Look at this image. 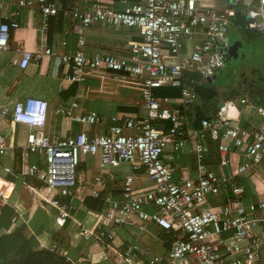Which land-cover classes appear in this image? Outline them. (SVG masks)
Listing matches in <instances>:
<instances>
[{
	"label": "built area",
	"instance_id": "2783aa9c",
	"mask_svg": "<svg viewBox=\"0 0 264 264\" xmlns=\"http://www.w3.org/2000/svg\"><path fill=\"white\" fill-rule=\"evenodd\" d=\"M16 7L33 8L45 18L60 11L52 0H19ZM65 15L61 46L68 47L71 39V51L58 55L46 48L36 56L23 51L12 64L25 69L34 59L50 57L56 72L61 65L70 66L72 71L66 79L75 82L100 77L99 73L117 75L140 92L144 115L112 118V126L103 134L80 132L51 139L43 131L47 101L29 97L16 102L11 115L6 109L1 111V116H10L13 123L27 127L25 155L37 156L43 164H29L23 174L55 193L49 203L56 211L55 225L64 227L71 216V206L65 200L73 198L75 173L81 160L97 154L100 172L122 162L132 173L122 182L118 197H102L97 226L79 231L83 240H91L96 231L100 238L111 240L113 231L128 223L145 234L147 225L152 224L161 232L175 231L184 237L149 264H159L163 259L168 264H179L188 257L194 258V264H264V193L249 207L242 203V179L256 175L264 162V105L254 103L242 82H237V94L243 93L237 100L222 102L215 112L213 105L211 115L200 119V130L192 131L197 143L195 179H175L174 169L162 160L167 144L165 132L174 137L173 148L178 151L189 126L184 113L202 101L197 89H203L207 79L225 68L232 45L229 33L235 20L240 17L246 30L264 34V0H94L88 7L72 8ZM100 23L134 31L140 40L131 41L120 52L87 55L86 32ZM18 26L17 21L6 22L0 16V51L10 50V32ZM173 83L180 84L177 97L155 95V89ZM217 93V99L234 96L229 87ZM233 106L255 108L258 124L247 122L246 128L238 120L222 115ZM66 115L82 125L102 123L95 113L75 116L68 111ZM208 136L219 141V164L215 168L201 164L202 143ZM6 150L7 143L0 132V157ZM235 150L242 151V158L232 160ZM139 171L152 181V191H138L134 175ZM235 177L241 179V184ZM95 182L97 186L102 182L100 174ZM221 191L228 194L226 199L221 198ZM90 196L99 198V191L92 190ZM208 197L214 199V206ZM258 212H262L260 217ZM258 228L261 235L255 233ZM227 233L228 238L222 236ZM137 252L142 253L135 243L125 249L128 263Z\"/></svg>",
	"mask_w": 264,
	"mask_h": 264
},
{
	"label": "crops",
	"instance_id": "0c3cea01",
	"mask_svg": "<svg viewBox=\"0 0 264 264\" xmlns=\"http://www.w3.org/2000/svg\"><path fill=\"white\" fill-rule=\"evenodd\" d=\"M17 1L19 0H0L2 5L0 6V16L3 20L6 22L14 20L19 24L16 29L10 32V50L0 51V132L7 143L6 153L0 157V192L2 193L0 215L6 213L3 216L7 219L8 213L10 220L14 218L7 230H0V237L21 230L25 238L31 240L30 248L33 250L57 249L60 251L64 248L63 256L73 264H149L152 258L164 256L173 242L184 237L181 233L175 231L161 232L154 225L149 224L147 225V232L142 234L135 224L128 223L116 228L112 233L111 240L100 238L97 231L92 239L88 241L83 240L79 235V231L83 227L95 228L98 220L97 215L101 214L100 212L89 211L84 205V200L91 197L90 192L94 189L99 191L101 197L105 195H110L113 198L118 197L122 182L132 173L128 164L121 162L109 165L104 172H100L99 156L97 154L83 158L76 169L77 184L73 198H69L70 201L67 203L71 206V216L62 228L55 225L56 211L49 205L55 197V193L46 188L41 182L29 179L23 174L29 164L43 163L37 156L25 155L23 146L27 127L13 123L10 116H1V111L4 109L8 110L11 115L16 102L29 97L47 101V120L43 131L51 139L71 137L80 132H85L90 136L103 134L112 126V118L138 117L144 115V110L141 107V101L136 102L132 97L135 92L131 91L137 90V88L129 84H126V86L112 85L113 83L108 81L110 78L116 81L117 79L114 77H118L117 75L107 74L110 77L106 78L104 76L98 78L88 77L83 82L71 81L66 79V76L71 74L72 68L61 65L56 72L54 62L50 57H43L41 60L34 59L25 69L15 67L12 60L19 58L23 51H30L34 53V56L39 52L43 53L46 48H50L58 55L71 51L74 48L71 39L68 47L63 48L61 46L67 23L65 12L75 7H88L94 0H52L60 8V11L55 16L47 18L37 13L33 8L16 7ZM242 24L240 21L233 26L238 28ZM249 36H251V33ZM134 37V34L125 31V29L123 31L119 27L100 23L96 27L87 30L85 52L87 55L120 52L134 40ZM248 39L251 40L249 37ZM239 75H242V73L237 68L234 72L235 78L230 77V82H227V80L225 82L218 81L216 76L210 83L209 88H213L218 92L222 88L229 87L230 91L237 92ZM89 78L98 80V84L87 83L86 81ZM214 81H218L217 84L220 87L218 91L213 87ZM107 91L117 95L115 104L105 105L104 100L98 97ZM242 94V92L239 94L234 93L231 99L227 96L223 99H216L213 103L209 100H203L200 105L197 104V107L188 108L184 113V117L189 122V133L187 132V135L182 138L184 142L178 151L173 148L174 137L165 132L167 144L162 154V160L174 169L175 179L180 177L195 179L198 175V161L195 153L197 143L192 131L200 130V119L202 117L199 113L204 114V117L209 116L213 105L215 112L217 103L226 100H237ZM253 100L256 104H263L258 99L254 98ZM93 101L102 103L100 111L88 110V104ZM68 111L75 116L95 113L102 119V123L99 126H89L72 122L66 115ZM106 114L109 115L106 116ZM222 115L238 120L246 128H249L247 122L252 125L259 122V117L253 107L233 106L229 112H223ZM218 144V140H214L209 136L203 140L201 164L212 168L219 163ZM231 156L232 160L239 159L237 156L242 158V151L235 150ZM119 165L125 166L121 176L113 171V168ZM257 172L251 178L254 179L253 182L256 184L257 182L263 184L264 162ZM98 174L102 177L99 186L95 182V177ZM134 177L138 191L153 190L152 181L143 171L136 172ZM235 179L237 183L241 184V179L238 180L236 177ZM227 195L221 191V198L226 199ZM259 199L253 195H248L244 187L242 195L244 206L249 207ZM148 211L151 210L148 209ZM134 221L136 224L139 222L138 220ZM120 229H123V231H120ZM118 230L120 231L119 235H115ZM255 233L261 235V229H255ZM222 236L228 238L230 233ZM99 240L102 241L99 242ZM134 243L140 247L142 253L137 252L139 254L132 257V261L128 263L124 252L129 245ZM159 264L168 263L163 259ZM179 264H194V258H185Z\"/></svg>",
	"mask_w": 264,
	"mask_h": 264
},
{
	"label": "rangeland",
	"instance_id": "374dc122",
	"mask_svg": "<svg viewBox=\"0 0 264 264\" xmlns=\"http://www.w3.org/2000/svg\"><path fill=\"white\" fill-rule=\"evenodd\" d=\"M96 26L97 25H94L92 27H96ZM119 29L124 31L123 27H119ZM125 31L130 32V33L135 35V37L133 38L134 39L133 41L140 40V38L138 37L136 32L131 31V30L128 31V29H125ZM250 33H251L252 37L249 36ZM248 37L251 40H249ZM229 39H230L232 44L234 42L242 41L243 46L246 45V46H244L245 49L243 48V49L239 50L240 54H245V57L243 59L238 58L237 60H232L229 58L225 68H223L220 71V73H217V79L216 80L224 81V82L227 80V82L228 81L230 82L231 78L232 79L235 78L233 71H235L237 68H239L241 73H244V72H246L247 64L248 65L249 64H252V65L255 64L258 69H262L264 72V34L259 35L258 33L254 32V31L244 30V27L242 25H239L238 28H235L233 26V29L230 30ZM97 75L104 76L105 78L110 77L109 75H107V73H99ZM95 78H98V77H95ZM114 78L117 80L116 81L112 80L113 78L108 79V81L113 83L112 85L115 84V85H120V86H126L127 83H124L123 80H121L120 78H118L116 76ZM86 82L87 83L91 82L93 85L98 84V80L93 79V78L87 79ZM217 82H215V81L213 82V87H215V89L218 91L220 89V87H219V84H217ZM112 85L110 84V86H112ZM232 85L234 86V84H232ZM106 86H107V84H106ZM131 92H135L134 93L135 95L133 94L132 97L136 102L137 101L139 102L140 92L137 90H132ZM98 97L101 98L102 100H104L105 105L115 104L117 102V95L109 93L108 91L103 92V94L99 95ZM216 99H217V97L215 96L214 98L210 99L209 102L213 103L216 101ZM221 99H223V98H221ZM101 107H102V103H100V101L99 102L93 101L92 103H89L87 106L88 110H95L97 112L100 111ZM107 115H109V114H106V116ZM228 146H232L231 142H228ZM218 164H216L214 166V168L217 167ZM124 167H125L124 165L115 166L113 168V171L117 172L118 175L121 176V175H123ZM223 171H225V170H223ZM253 181H254V179L251 177H246V178L242 179V184L245 187V192L248 195H251V196L253 195L257 198H261V194L264 193V181H263V184L258 183V182L256 184ZM207 201L212 203V204H215L214 199L212 197H208ZM120 231H123V229H120ZM120 231L119 230L116 231L115 235H119Z\"/></svg>",
	"mask_w": 264,
	"mask_h": 264
},
{
	"label": "trees",
	"instance_id": "16d2710c",
	"mask_svg": "<svg viewBox=\"0 0 264 264\" xmlns=\"http://www.w3.org/2000/svg\"><path fill=\"white\" fill-rule=\"evenodd\" d=\"M236 22L243 23V20L238 17ZM243 26V25H242ZM244 27V26H243ZM245 29V28H244ZM246 30V29H245ZM195 77V76H193ZM196 78V77H195ZM202 101L210 100L215 97V95L210 94L205 89H197ZM156 96L160 97H177L180 94V84L173 83L170 86H165L157 88L154 90ZM251 99H256L254 96H250ZM260 101L264 100V96ZM201 117H204V114L199 113ZM102 197L93 198L89 197L84 200V205L89 211L101 212L103 204ZM70 199H66L65 202L68 203ZM8 210V209H4ZM3 210V212H4ZM3 214L0 215V230H7L11 223L14 221V218L10 220L8 213L7 219ZM262 212H258L257 216L260 217ZM260 215V216H259ZM30 239H26L22 234L21 230H16L14 233L9 235H3L0 237V261L3 264H73L71 261H67L63 256V250L51 249V250H33L30 248ZM102 240H99L101 242ZM61 244V243H60ZM59 251V252H58Z\"/></svg>",
	"mask_w": 264,
	"mask_h": 264
},
{
	"label": "water",
	"instance_id": "95a60500",
	"mask_svg": "<svg viewBox=\"0 0 264 264\" xmlns=\"http://www.w3.org/2000/svg\"><path fill=\"white\" fill-rule=\"evenodd\" d=\"M258 34L260 35L261 33L258 32ZM246 46V45H244ZM243 46V42L242 41H238V42H234L230 49H229V58L232 60H237L238 58L243 59L245 57V54H240L239 50L244 48ZM245 49V48H244ZM215 77H212L211 79H207V83H205L203 85V89L207 90L210 94L212 95H217L219 97V94L213 89V88H209V83L212 82V80H214ZM249 94L256 97V99H261L264 96V85L261 84L260 86H256L254 83L249 82ZM233 93H237L236 91H234ZM261 103H263L264 105V100L261 101ZM198 105L201 104V101L197 102ZM223 105L222 102L217 103L216 107L219 109L221 108Z\"/></svg>",
	"mask_w": 264,
	"mask_h": 264
},
{
	"label": "flooded vegetation",
	"instance_id": "af4514ba",
	"mask_svg": "<svg viewBox=\"0 0 264 264\" xmlns=\"http://www.w3.org/2000/svg\"><path fill=\"white\" fill-rule=\"evenodd\" d=\"M246 72L239 75L238 79L242 82L244 89L249 91V82L254 83L256 86L264 85V72L258 69L256 65L249 64L246 66ZM249 93V92H248Z\"/></svg>",
	"mask_w": 264,
	"mask_h": 264
},
{
	"label": "clouds",
	"instance_id": "9594fccd",
	"mask_svg": "<svg viewBox=\"0 0 264 264\" xmlns=\"http://www.w3.org/2000/svg\"><path fill=\"white\" fill-rule=\"evenodd\" d=\"M248 31H250V30H248ZM254 32H259V31H254Z\"/></svg>",
	"mask_w": 264,
	"mask_h": 264
}]
</instances>
